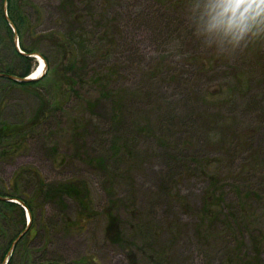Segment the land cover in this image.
Segmentation results:
<instances>
[{"label":"rangeland","instance_id":"1","mask_svg":"<svg viewBox=\"0 0 264 264\" xmlns=\"http://www.w3.org/2000/svg\"><path fill=\"white\" fill-rule=\"evenodd\" d=\"M10 2L21 25L18 34L11 29L14 46L36 52L43 70L27 87L0 77V121L27 122L42 105L38 94L49 111L26 146L0 149L6 193L33 212L31 219L23 209L24 222L17 210L0 218V264H132L127 249L105 241L110 182L118 184V196L135 193L148 211V232L155 248L165 250V264H264V247L253 243L256 227L200 231L206 225L195 212L208 196L224 206L241 200L249 206L260 197L257 206L264 207V26L253 24L236 39L214 19L219 0ZM11 47L0 21L1 70L19 73L25 65ZM39 63L34 59L30 75ZM160 140L167 149L158 147ZM105 141L118 147L120 163L109 170L89 161L104 156ZM38 178L80 184L92 202L90 218L78 227L75 201H48L36 193ZM218 211L223 221L228 213ZM171 221L185 234L172 238Z\"/></svg>","mask_w":264,"mask_h":264},{"label":"trees","instance_id":"2","mask_svg":"<svg viewBox=\"0 0 264 264\" xmlns=\"http://www.w3.org/2000/svg\"><path fill=\"white\" fill-rule=\"evenodd\" d=\"M10 1L12 0L0 1V21L3 22L6 28V33L10 37L12 52L16 55V58H18L23 62V65H25V67L19 73L18 72L13 73L12 70H7L5 72L2 71L1 70L2 66H0V73L10 74L23 78L31 74L32 65L34 64V58L29 57L28 55L34 54L36 52L27 51L24 48H21V50L25 53V54H21L16 50L13 43L12 30L9 26V23L13 24V26L17 29V34L19 33V29L21 25L16 21V18L14 17L13 5ZM5 2H7V14L9 21H7L4 16L3 5ZM0 80L3 79L0 78ZM6 81H11V80L7 79ZM11 82L15 83L14 81ZM36 82L37 80H31L25 83H20V85L23 87H27V86L35 85ZM105 83L106 84L111 83L109 76L105 77ZM38 97H39V103L42 102V105L38 104V106L36 107V109H34L32 115L29 117V120L27 122L21 124H14V123L0 121V149L3 150L6 149L8 151L13 150V152L14 151L16 152L19 148V145L26 146L29 140L34 136V133L37 131V128L43 125L44 119L48 114L49 108L43 103V100H41L40 94H38ZM111 97L112 96H110V98ZM116 111L117 109L112 112V116L116 115L115 114L117 113ZM115 124L118 123L113 120L112 125L115 129H112V126L111 127L108 126V127L112 131H115L117 129L114 126ZM148 125L149 126L143 125V128H141L140 132L148 133V129H150V124ZM157 125L159 124L157 123ZM110 129L109 132L111 131ZM156 130L159 131L157 126L155 127V131ZM169 139L170 138H167V140ZM158 145H159L158 147L160 148L167 149L165 144H162L161 140L158 142ZM135 148L136 145L134 143L129 146H126V156L130 157L134 155L130 152L134 151ZM117 152H118L117 145L114 146V148H111L109 145H107V142L105 141L104 156L98 153L99 156L94 157L89 161L93 164L92 166L97 165L102 167V169L104 170L105 169L109 170L112 168V163L114 162H115L114 164L120 163L118 160H114V157L117 155ZM126 167L128 168L129 171L130 168L128 166ZM32 172L36 173V171H32ZM39 175L40 174L38 173V177ZM16 178H17V173H16ZM38 181H39V188L36 193L37 194L44 193L48 201L51 202L55 198L59 199L61 202H65L67 198L68 199L70 198L75 201V204H77L78 207L80 208V212L78 216H76L79 219L77 220V224H79L78 227H81L80 226L81 222L85 220L87 221V219L90 218V215H92L91 211L93 210L92 202L79 189V187H82L80 186V184L73 183L70 181L68 183H62L54 186V184L45 183L41 178H38ZM235 181L236 183H239V185L241 184L242 186L246 185V182L244 181L241 180H235ZM9 185L6 183L3 184V182H1L2 187L0 186L1 222L6 221L7 217L5 216V214L8 210H14V211L17 210L21 216V221L24 222L23 208L19 204H15L1 198L17 199L21 201V203L28 210L30 218L32 219L33 212L28 202L23 199H20L19 197L10 196L6 193V190H8ZM242 186L240 187L242 188ZM107 191H108L107 194L111 200L110 201L111 205L110 207H108V209L109 211L114 209V213L112 211L109 212L108 210H106L105 212L107 215V222L105 227V241H108L113 246L122 247V249H127L128 250L127 257L132 262V264H165L166 263L165 250H160V249L157 250V248H155L153 242L154 241L153 234H150L148 232V230L150 229L149 221H147L148 211L145 212L144 210H141L138 207L136 194L130 192L126 196L123 197L118 196V194L122 191L119 190L118 184L111 182L109 183V188H107ZM247 193L248 192L244 194L243 192L242 197L245 198ZM255 195L256 194H253V196ZM174 199L180 205L190 209V204L179 194H175ZM258 199H260V197L256 198L255 201L251 198V202L248 203L249 206H247V204L244 203L245 201L242 200L237 203L229 202L228 206L227 205L224 206L223 203L221 202V199L218 198L214 199L212 196L211 197L208 196L201 203V207L198 209V212L195 210L200 220L199 222L201 223L203 222L202 224L207 226V227L205 226V229H203L204 226H202L200 231H205L209 229L215 230L216 224H223L222 226L224 227V229H232L233 227H235L244 230L245 233H249L251 232L249 228L253 226L256 227V230L253 231H255L259 235L257 238L254 236L253 243L255 242L259 247L263 248L264 247V207L257 206V204L260 202ZM247 200H249V198ZM223 209L227 211L228 214L227 216L226 215L224 216V219L222 221L220 219V212L218 210L222 211ZM124 210L130 216L127 219L128 222L132 220V222H137L136 224L130 222L131 225H128L130 223L127 224L126 222H124L125 220L123 219V213H121V211ZM261 211L262 213L260 214ZM242 215H244L248 221H243L240 217ZM242 222H246V223L243 224ZM202 224L199 225L198 223V226L196 227V229H194L197 232L196 234H194L195 236L199 237V235H201V233L198 232ZM26 227L27 226H24V228ZM168 228H171L174 231V233L171 234L172 238L174 237V234L180 233V235H184L186 232L184 227L179 225L177 222L175 224V221H171ZM32 229L33 228H31V230ZM10 244L8 245L6 249V253L3 256H5L9 252ZM7 264H10V262H7ZM45 264H54V263H45Z\"/></svg>","mask_w":264,"mask_h":264},{"label":"clouds","instance_id":"3","mask_svg":"<svg viewBox=\"0 0 264 264\" xmlns=\"http://www.w3.org/2000/svg\"><path fill=\"white\" fill-rule=\"evenodd\" d=\"M214 19L222 23L236 39L242 37L253 24L264 26V0H219L212 6Z\"/></svg>","mask_w":264,"mask_h":264},{"label":"water","instance_id":"4","mask_svg":"<svg viewBox=\"0 0 264 264\" xmlns=\"http://www.w3.org/2000/svg\"><path fill=\"white\" fill-rule=\"evenodd\" d=\"M3 8H4V16H5V18H6V20L7 21H9V19H8V16H7V8H6V4H4L3 5ZM9 26L11 27V28H13V25L11 24V23H9ZM13 32H14V42H15V40H16V42H17V35L15 34V31H14V29H13ZM18 48V47H17ZM18 52L19 53H21V54H25L24 52H21V51H19L18 50ZM29 57H32V58H37V56H38V54H36V53H34V54H29L28 55ZM41 60H42V58H40ZM0 77H4V78H7V79H10V80H12V81H15V82H18V83H25V82H28V81H31V80H33V78H30V77H23V78H21V77H17V76H14V75H10V74H5V73H0ZM1 199H5V200H7V201H10V202H12V203H15V204H19L20 206H22L24 209H26V207L21 203V201H19V200H16V199H6V198H1ZM28 211V210H27ZM28 216H29V214H28ZM27 229H28V225H27V227L25 228V230H23L22 232H21V234H19L18 236H17V238L13 241V243H12V245H11V247H10V250H9V252H8V254H7V256L10 254V252L12 251V249L14 248V245H15V243L24 235V233L27 231ZM6 256V257H7ZM3 264H6V261L5 262H3Z\"/></svg>","mask_w":264,"mask_h":264},{"label":"bare ground","instance_id":"5","mask_svg":"<svg viewBox=\"0 0 264 264\" xmlns=\"http://www.w3.org/2000/svg\"><path fill=\"white\" fill-rule=\"evenodd\" d=\"M38 59H39V58H38ZM39 60H40V63H39V66H38V68H37V71H36L34 74H32V75L30 76V78H36V77H38L39 74L41 73V71L43 70V63H42L41 59H39Z\"/></svg>","mask_w":264,"mask_h":264}]
</instances>
